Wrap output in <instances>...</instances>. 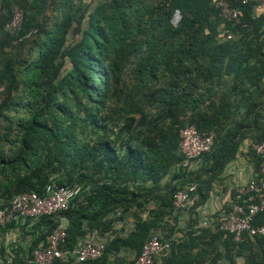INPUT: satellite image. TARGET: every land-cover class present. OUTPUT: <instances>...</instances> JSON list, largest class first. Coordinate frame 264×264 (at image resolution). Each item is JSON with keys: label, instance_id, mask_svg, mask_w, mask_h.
<instances>
[{"label": "trees", "instance_id": "1", "mask_svg": "<svg viewBox=\"0 0 264 264\" xmlns=\"http://www.w3.org/2000/svg\"><path fill=\"white\" fill-rule=\"evenodd\" d=\"M228 1L239 9L238 22L220 18L213 0H0V28L16 51L0 61L6 122L0 199L41 194L50 183L74 190L66 211L43 215L33 226L32 249L61 220L72 248L86 232H108L117 215L136 208L146 216L127 233L122 228L102 257L87 264H106L121 250L138 256L153 231L175 229L166 218L176 223L182 214L173 206L176 191L198 183L196 208L241 141L264 139V14L256 15L252 3ZM17 9L23 19L12 35L6 24ZM175 9L177 26L170 22ZM221 27L232 33L230 40L219 38ZM29 40L32 57L20 61ZM113 118L122 121L112 140ZM185 125L215 133L211 151L189 165L178 146ZM124 133L126 143L118 146ZM251 156L256 173L260 158L252 149ZM198 244L195 257L175 255L168 264H199L210 255L213 262L222 255L228 264L237 256L244 264H264L261 236L234 242L218 228H204L173 250Z\"/></svg>", "mask_w": 264, "mask_h": 264}, {"label": "built area", "instance_id": "2", "mask_svg": "<svg viewBox=\"0 0 264 264\" xmlns=\"http://www.w3.org/2000/svg\"><path fill=\"white\" fill-rule=\"evenodd\" d=\"M218 9L219 17L228 22L239 21V9L232 7L228 0H213ZM252 3L254 10L264 14V0H242V4ZM23 11L15 10L6 24V29L16 35L21 27ZM181 20V13L175 9L171 24L177 26ZM232 33L222 27L219 38L230 40ZM215 133L213 131L200 132L194 125H185L179 128V152L183 156L184 165L205 153L211 151ZM251 149L259 156L260 162L255 176L246 184L237 187L231 197L229 205L217 216V228L225 235H231L234 242H241L243 236L264 237V139L250 141ZM198 183H192L173 194V206L176 211L184 210L196 198ZM74 193L68 185L50 183L46 185L43 193L24 191L10 199H0V254L6 251L8 256H0V264H13V253L8 250L9 243H15L18 230L24 228L28 222H37L43 215L60 216L69 208ZM207 226V221L202 222ZM123 223L114 226L108 232L94 230L86 232L74 247L66 244L67 221L61 220L46 241L40 242L33 249L26 248L18 256L24 258L26 264H87L102 257L109 242L121 230ZM11 232L4 241L5 234ZM127 233V232H126ZM170 243L163 241L160 233L155 230L144 242L139 255L133 264H157V259L169 252ZM125 250L117 252L124 256Z\"/></svg>", "mask_w": 264, "mask_h": 264}, {"label": "crops", "instance_id": "3", "mask_svg": "<svg viewBox=\"0 0 264 264\" xmlns=\"http://www.w3.org/2000/svg\"><path fill=\"white\" fill-rule=\"evenodd\" d=\"M95 1L100 2L105 0ZM254 12L256 15L259 14L255 10ZM242 109L243 108L239 107V113L242 112ZM249 143L250 140L248 137H245L243 141H241L235 158L231 162L227 163L224 169L211 181V188L210 190H207L206 200L202 204L193 208L192 206L195 200L192 203H189L184 210L180 211L182 214L177 216L178 221L176 223L171 217L166 218L167 223L176 224V226H173L175 229H172L170 225L172 230H168V234H165V231H162L161 229L157 230L163 241L170 243L169 252L160 256L157 259V264H168V260L175 255L181 257L185 255L195 257L197 252H200L202 249L199 244L187 251H184L185 249H179L178 251L174 250H176L180 242H186L188 235L191 233L196 235L204 228L210 229L212 232L217 230V216L224 208H227L235 189L246 184L255 176V168ZM204 221H207L206 227L202 226V222ZM36 223L37 222H28V224L22 229H25L27 233H30ZM30 236H32V234ZM216 245L219 247L220 252H223L221 243L216 241ZM7 248H9V246ZM26 248L27 247L24 246L22 251ZM213 257L214 256L210 255L205 261L199 264H225L222 255L220 257H215V262L212 261Z\"/></svg>", "mask_w": 264, "mask_h": 264}, {"label": "rangeland", "instance_id": "4", "mask_svg": "<svg viewBox=\"0 0 264 264\" xmlns=\"http://www.w3.org/2000/svg\"><path fill=\"white\" fill-rule=\"evenodd\" d=\"M17 8V6H14V9ZM3 10V9H2ZM33 40V39H32ZM29 40L27 43L24 42V44L21 46V51H20V57L19 60L20 61H27L29 59H31L33 52L29 49L30 48V44L31 41ZM15 50L10 49L9 47V38L6 35L4 29L0 28V61H3L7 56H10L12 54H15ZM131 66V63L129 64ZM131 76V70L130 67L128 68V70L125 72V78L126 80H128ZM136 117H138V115H136ZM116 122L110 121L108 123V129H107V134L111 136V139H115L116 137V132L118 131V127L119 125H121V123L119 125H117V121H122V120H117V118H113ZM6 126V122L0 118V134H4V128ZM127 133L122 134L117 141V145L118 146H123L126 143V139H127ZM2 142V141H1ZM170 171L175 170L177 172V168L176 165H170L169 166ZM183 178L181 177V180ZM173 183H175V181H173ZM187 184H185L186 186ZM146 216V211L143 209H136L134 208L133 210H130L128 213H126V215L124 214V218L122 215L121 219H118V215L116 216V220L113 226H118L119 224H122L124 222V224L126 225L125 227L123 226L122 228L125 229V232H127L128 230H130L135 222V219L138 218H143ZM121 228V229H122ZM160 229V228H159ZM158 230V229H157ZM162 231H165V234H168V228H161ZM97 230H94V232ZM98 232V231H97ZM123 230H119L116 234H122ZM11 232L9 231V233L5 234V238L4 241L7 240L8 236H10ZM18 234V238L17 241L15 243H9L7 242L9 248L8 250L11 251L13 253V256H15V258L13 259V264H26L25 259H22L18 256V254L22 251V248L24 246H26L28 249H32V242L34 239V236H30L32 233H27L25 231V229H20L17 232ZM28 235V236H27ZM1 257L8 256L6 251L1 252L0 254ZM137 256L135 250L132 252H127L124 256H118L117 253H110L108 255L106 264H127L129 262H134L135 257ZM245 258L242 256H237L234 259V264H244L245 263ZM225 264H228V262H226ZM230 264V263H229Z\"/></svg>", "mask_w": 264, "mask_h": 264}]
</instances>
